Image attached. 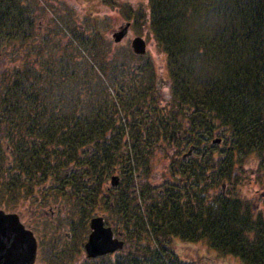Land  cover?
<instances>
[{
    "label": "trees",
    "instance_id": "1",
    "mask_svg": "<svg viewBox=\"0 0 264 264\" xmlns=\"http://www.w3.org/2000/svg\"><path fill=\"white\" fill-rule=\"evenodd\" d=\"M147 5L149 29L167 60L162 100L151 62L139 73L120 62L107 67L94 37L80 30L64 35L57 24L42 33L28 7L0 0V204L34 183L41 190L46 179L101 176L118 162L120 171L132 172V190L122 188L117 202L124 245L93 258L59 249L54 262L194 264L172 248L179 239L183 246L204 240L239 264H264L262 212L232 192L210 190L215 180H236L235 163L264 152V0ZM220 134L214 155L203 143ZM190 146L198 154L182 158ZM156 148L174 180H164L162 189L149 180L150 167L158 169ZM260 168L264 176V158ZM72 192L81 209L82 189ZM79 229L86 232L83 221Z\"/></svg>",
    "mask_w": 264,
    "mask_h": 264
},
{
    "label": "rangeland",
    "instance_id": "2",
    "mask_svg": "<svg viewBox=\"0 0 264 264\" xmlns=\"http://www.w3.org/2000/svg\"><path fill=\"white\" fill-rule=\"evenodd\" d=\"M24 6L28 7L32 11L34 18V26L39 25V30L44 33L50 24L60 25L62 33L69 35L70 31L74 34L80 30L82 34L87 37L95 38L100 53L103 55L105 65L108 67L112 63H122L125 68H133L132 71L138 68L142 64V60L149 59L152 62V75L153 81H158L156 87L157 97L162 100L168 95L169 85L168 80V69L166 54L162 48L158 45L152 31L147 28L140 26L138 22L143 19V13H145L144 21L147 23L148 5L147 0H19ZM134 18H133V15ZM133 18L134 28L130 29L128 34L124 36L119 42H113L111 33L119 28L123 24L124 20ZM136 19V21L134 20ZM79 31V32H80ZM135 34H140L144 37L146 42V51L141 57L136 56L131 50L130 40ZM112 61V62H111ZM103 81H106L109 85V78L104 73L102 75ZM105 83V82H104ZM110 87H112L110 85ZM111 96L114 95L113 89L106 87ZM213 137V136H212ZM211 138L204 141V145L208 146L209 149L216 153L218 148L215 147V143L211 144ZM185 150V149H184ZM153 160L158 165V169L150 167L149 174H154L150 177V182L155 187H161L165 178L170 181L172 177L169 176L166 168L162 165L167 162L159 148L154 150ZM264 158V152L261 156L253 154L249 159H244V166L248 170L239 187L230 188L231 191L236 195H242L250 204L258 203L259 211L263 212L264 208V196L261 195L263 191L262 179H259L257 174V167L261 164ZM165 165V164H164ZM250 170L254 171V175H250ZM263 171V169L261 170ZM158 174V175H156ZM217 189V186L215 187ZM211 190V187H210ZM228 188L226 189V191ZM37 198L41 199L45 195L54 196L57 194L62 202L69 203L68 196L61 193L62 191L54 189H48L44 191H38L35 189ZM24 192L17 194L18 197L8 205L0 204V207L10 210L23 209L24 219L29 216V220L33 223L31 228L38 237V255L35 259L34 264H57L54 261H49L51 253L58 251L60 247L52 245L51 235L57 231L55 225L49 222V215L44 212L41 214L31 213L28 210V205L32 202L30 196L33 192H29L26 196ZM39 193V194H38ZM230 192H228L229 194ZM213 199V198H212ZM43 206V204H42ZM70 207V205H69ZM47 209V204L44 205ZM69 211V209L67 210ZM28 213V214H27ZM20 214V213H19ZM264 215V214H262ZM31 217V218H30ZM80 230L81 235H86L83 229ZM61 235H64V231L60 230ZM84 233V234H83ZM58 235V234H57ZM172 248L179 255L181 260H189L195 262L194 264H239V259L232 255H218L213 249H211L204 240L193 242L187 246H183L179 239H173Z\"/></svg>",
    "mask_w": 264,
    "mask_h": 264
},
{
    "label": "flooded vegetation",
    "instance_id": "3",
    "mask_svg": "<svg viewBox=\"0 0 264 264\" xmlns=\"http://www.w3.org/2000/svg\"><path fill=\"white\" fill-rule=\"evenodd\" d=\"M145 15L146 14L143 13V16H142L143 19H141L138 22V24L140 26H143L144 28L145 27L147 28L148 24L146 23V25H145V21H144ZM132 20H133L132 17H130V20H128V19L124 20V22L129 21L128 22L129 23L128 32L131 28L132 29L134 28L135 22ZM128 32H127V34H128ZM135 35H133V36H135ZM135 54H136V56H139V57H141V55H143V54H137V53H135ZM142 62L143 63H145V62L150 63L151 61L149 59H144V60H142ZM145 66H146V64H145ZM138 73H139V71H138ZM149 100H151V99H149ZM229 136H230V134L227 133L226 137L228 138ZM131 139H132V137H131ZM227 140L230 143L229 139H227ZM222 141H223V136H222V134H220L219 142H217V143L220 144V143H222ZM230 145L232 146L231 143L226 144V147L230 148ZM196 151L197 150L193 146H190L187 149V152L186 151L181 152L182 153L181 157L186 158V157H190L193 155H197L198 152H196ZM218 151L219 150H217L216 153H213L212 151L211 152L214 155H217ZM237 152H238V150L234 149V151L232 153V157L235 158V156H236V159H237L238 158ZM131 158H132V156H131ZM242 162L235 163L234 173H235V175H238V177L236 178L235 181L231 182V180L228 181L226 179L215 180L213 186L211 187L212 192L214 193V196L228 195V192H230V193L232 192L230 189L231 187L232 188L239 187V184L242 182L245 175H247L246 171H248L244 166V159ZM165 165H166L165 168H167L166 170L168 171L169 176H171V173L169 172V164H167V162H166ZM260 167H261V164L259 163V165L257 167V174L259 175L258 176L259 179L261 178L262 182H263V191H262L261 195L264 196V176H263V171H261L262 168H260ZM127 171H129V174L127 173ZM156 175H158V174H156ZM250 175L251 176L254 175L253 170H250ZM151 176H152V174H151ZM131 178H132V172L129 169H125L124 171H120V163L116 162V163L111 165V168L107 167L101 176H92L90 174H86L84 176H79L77 178L76 177L75 178L66 177V178H60L61 180H59V179L56 180L55 178L44 180L46 183L41 186V190H48V189H54V188L63 189L64 188L67 190L66 193L68 194L67 196H68L69 201H70L69 203H67V202L61 203V200L59 198H57L56 193H54V196L45 195L43 198L35 201V199L38 196L37 194H35V193H37V192H35V189L40 191L39 186L36 185L35 183L33 186L29 187V190H26L24 187L22 192H24L23 193L24 196L29 194V192H33V194L30 196V199L32 202L28 205V207H29L28 210L31 213H33V212L37 213V211H38L41 214L42 212H44L46 215H49V218H50L49 222L56 226L57 231H55V233L53 235H51L52 245H54L56 247H60L57 249H66L67 251H71V253L75 250H78L79 253H81L83 257H86L85 256L86 253H85V249H84V242H85V240L88 236V233L90 231V220L94 217L99 218L102 221L103 226L110 228V230L112 232V238L122 240L123 245H124L127 235H126V232L123 229L121 222H120L121 213L117 207V202L119 199V193L121 192L120 190L122 188L126 187V188L132 190ZM73 179H76V180H73ZM29 180L37 182V181L42 180V179L37 178V177H32V178H29ZM164 180H168V178H165ZM60 181H65L66 185L65 186H59L58 182H60ZM71 181L78 182V183L80 182V185L78 184L76 186H73ZM113 181H115V183ZM163 182H161V183H163ZM150 186L153 189L152 184H150ZM216 186H217V189H215ZM227 188H228V190L226 191ZM77 189H82V191H83V192H81V194H83V196H84V202H82V208L81 209L79 208L78 205L75 204L77 202L75 201V198L73 195L74 193L72 192V191L77 190ZM158 189H162V187H158ZM84 191H87L89 193L87 195H84L85 194ZM93 194L96 195V201L92 203L90 201V196ZM237 196L240 199H245L244 197H242V195H237ZM74 201H75V203H74ZM246 201H248V200H246ZM42 204H43V206H42ZM45 204H47V209L44 208ZM69 205H70V207H69ZM258 205L259 204L257 202L252 204V206L255 207L256 209H259ZM24 207H25V205H23V209H24ZM23 209L20 208L18 210V217H19L20 221L24 224V226L31 228L33 223L31 222V220H29V216L26 217L27 220H25L24 215H21L24 213ZM68 209H69V211H67ZM20 211L23 213H21ZM262 214H264V213L262 212ZM80 221H83V225L86 227V235L85 236L80 235L78 233ZM60 230L64 231V235H61L60 233H58V232H60ZM32 231H33V229H32ZM33 233L35 234L34 231H33ZM81 236L83 237L82 240L80 239ZM35 237H36V241L38 244V237L36 234H35ZM116 250H118V249H116ZM116 250H114V251H116ZM56 252H58V251H56ZM107 254H110V252L105 253V254H101L98 256H103V255H107ZM37 255H38V248H37V252H36V258H37ZM82 256H80V257L77 256L76 257L77 260H79V258H81ZM51 257H52V255L50 256L49 261H55Z\"/></svg>",
    "mask_w": 264,
    "mask_h": 264
},
{
    "label": "water",
    "instance_id": "4",
    "mask_svg": "<svg viewBox=\"0 0 264 264\" xmlns=\"http://www.w3.org/2000/svg\"><path fill=\"white\" fill-rule=\"evenodd\" d=\"M127 25L128 23L121 25L112 33L114 42H118L125 35ZM131 48L136 53H144L143 38L133 37ZM121 246L122 241L112 238L110 228L103 226L99 218L90 220V232L84 243L87 256L101 255ZM35 253L36 240L32 231L20 222L17 213L0 209V264H33Z\"/></svg>",
    "mask_w": 264,
    "mask_h": 264
}]
</instances>
